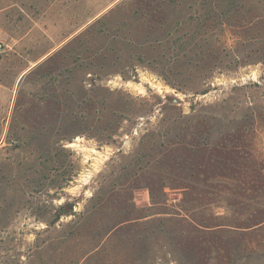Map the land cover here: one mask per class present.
I'll return each instance as SVG.
<instances>
[{"label": "rangeland", "instance_id": "1", "mask_svg": "<svg viewBox=\"0 0 264 264\" xmlns=\"http://www.w3.org/2000/svg\"><path fill=\"white\" fill-rule=\"evenodd\" d=\"M0 264H264V0H0Z\"/></svg>", "mask_w": 264, "mask_h": 264}]
</instances>
